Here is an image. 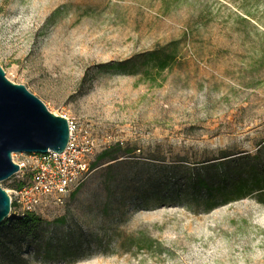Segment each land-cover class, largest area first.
Listing matches in <instances>:
<instances>
[{"label":"rangeland","instance_id":"rangeland-1","mask_svg":"<svg viewBox=\"0 0 264 264\" xmlns=\"http://www.w3.org/2000/svg\"><path fill=\"white\" fill-rule=\"evenodd\" d=\"M0 66L95 140L92 163L121 147L31 236L12 213L0 264H264V199L207 209L188 188L264 145V0H0Z\"/></svg>","mask_w":264,"mask_h":264},{"label":"water","instance_id":"water-1","mask_svg":"<svg viewBox=\"0 0 264 264\" xmlns=\"http://www.w3.org/2000/svg\"><path fill=\"white\" fill-rule=\"evenodd\" d=\"M70 140L68 120L50 112L25 86L12 83L0 66V226L13 213L2 187L19 166L14 154L63 153Z\"/></svg>","mask_w":264,"mask_h":264},{"label":"built area","instance_id":"built-area-1","mask_svg":"<svg viewBox=\"0 0 264 264\" xmlns=\"http://www.w3.org/2000/svg\"><path fill=\"white\" fill-rule=\"evenodd\" d=\"M68 123L70 140L63 153L12 155L19 171L10 180H26L21 187L7 190L13 214L24 217L39 214L49 204L62 205L89 178L97 143L74 122Z\"/></svg>","mask_w":264,"mask_h":264},{"label":"trees","instance_id":"trees-1","mask_svg":"<svg viewBox=\"0 0 264 264\" xmlns=\"http://www.w3.org/2000/svg\"><path fill=\"white\" fill-rule=\"evenodd\" d=\"M152 56L151 60L154 61L156 66L161 67V69L165 67L164 63L171 57H158L157 52L156 54H152ZM263 147L264 145L259 148L255 157L245 155L228 159L225 163L221 162L217 165L213 163L210 168L213 169L214 174H210V172L205 176L202 173L196 174L190 179L188 188L196 195H204V206L207 209H211L220 203L227 204L237 199L247 198L254 193H258L259 198L264 199V165L260 162ZM120 151L121 147L117 145L102 152L98 156L97 161L92 163L91 169L95 168L100 161L117 156ZM132 152L134 150H130L129 148L125 150L126 155ZM118 159L114 158L111 162L117 161ZM248 160H253L254 163L248 165L242 164ZM213 175H218V178L213 177ZM21 186L18 185L17 187ZM36 215L38 214L27 215L28 217L26 219L20 220L22 224H15L16 234L13 237L17 241L20 237L24 238V236L32 235L33 228L38 220Z\"/></svg>","mask_w":264,"mask_h":264}]
</instances>
